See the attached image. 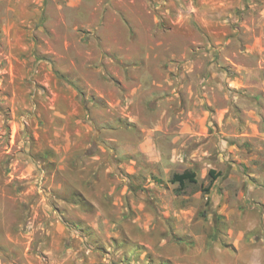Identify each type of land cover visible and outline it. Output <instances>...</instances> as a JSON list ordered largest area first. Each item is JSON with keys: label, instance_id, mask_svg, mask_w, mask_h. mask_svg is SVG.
I'll return each instance as SVG.
<instances>
[{"label": "rangeland", "instance_id": "1", "mask_svg": "<svg viewBox=\"0 0 264 264\" xmlns=\"http://www.w3.org/2000/svg\"><path fill=\"white\" fill-rule=\"evenodd\" d=\"M0 264H264V0H0Z\"/></svg>", "mask_w": 264, "mask_h": 264}, {"label": "trees", "instance_id": "2", "mask_svg": "<svg viewBox=\"0 0 264 264\" xmlns=\"http://www.w3.org/2000/svg\"><path fill=\"white\" fill-rule=\"evenodd\" d=\"M210 174L215 178L214 173L211 171ZM171 182L173 184H178V191L184 189L187 184H195L196 183V174L192 171H184L183 173H176L172 176ZM208 189H205L207 192Z\"/></svg>", "mask_w": 264, "mask_h": 264}]
</instances>
